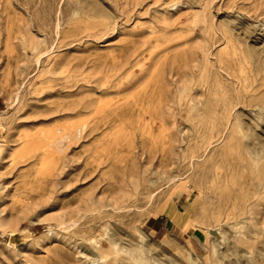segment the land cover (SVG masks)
I'll return each mask as SVG.
<instances>
[{
	"label": "rangeland",
	"instance_id": "obj_1",
	"mask_svg": "<svg viewBox=\"0 0 264 264\" xmlns=\"http://www.w3.org/2000/svg\"><path fill=\"white\" fill-rule=\"evenodd\" d=\"M257 263L264 0H0V264Z\"/></svg>",
	"mask_w": 264,
	"mask_h": 264
},
{
	"label": "water",
	"instance_id": "obj_2",
	"mask_svg": "<svg viewBox=\"0 0 264 264\" xmlns=\"http://www.w3.org/2000/svg\"><path fill=\"white\" fill-rule=\"evenodd\" d=\"M12 240H13L14 242H20L21 240H23V238H20V237H19V234H14V235L12 236Z\"/></svg>",
	"mask_w": 264,
	"mask_h": 264
},
{
	"label": "bare ground",
	"instance_id": "obj_3",
	"mask_svg": "<svg viewBox=\"0 0 264 264\" xmlns=\"http://www.w3.org/2000/svg\"><path fill=\"white\" fill-rule=\"evenodd\" d=\"M192 102V101H191ZM192 104V103H191ZM62 137H65V136H62ZM261 148V147H260ZM177 175V174H176ZM174 180V179H173ZM14 233V232H13ZM258 264V263H257Z\"/></svg>",
	"mask_w": 264,
	"mask_h": 264
}]
</instances>
